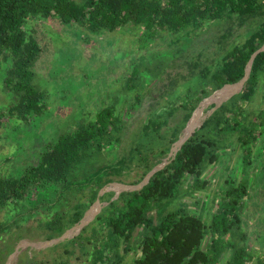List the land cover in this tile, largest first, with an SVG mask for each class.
<instances>
[{"label":"trees","instance_id":"obj_1","mask_svg":"<svg viewBox=\"0 0 264 264\" xmlns=\"http://www.w3.org/2000/svg\"><path fill=\"white\" fill-rule=\"evenodd\" d=\"M263 2L0 0V58L10 56L12 62L3 82L16 99L6 108V113L19 121H28L43 114L47 106L46 95L33 83L30 68L43 49L32 35L26 34L24 27L30 17L52 18L62 24L75 22L91 32H110L128 24L139 27L142 34L138 39L145 40L161 38L164 32L203 30L208 24L230 17L249 16ZM263 43L264 19L242 40L231 41L213 63L182 83L184 90L169 98L170 102L177 98L176 103H166L152 112L125 155L98 168L93 165L96 159L120 141L124 117L118 112L116 95L98 108L95 115L83 112L79 119L71 121V130L60 133L40 150L34 164L27 165L16 175H0V209L13 208L16 219L20 216L17 213L20 201L34 199L33 190L51 192L59 184L60 190L55 193V189L50 194L57 203L38 219L43 225L42 238L60 236L80 221L96 199L104 201L90 223L95 236L87 239L89 243L94 242L89 252L92 264H120L131 250V259L124 264H221L222 259L224 264H248L253 258L258 264H264V256L255 257L246 244L239 242L242 239L241 234L238 235L240 211L249 196L243 168L240 176L236 174V182L224 180L226 187L220 189L222 194L209 223L206 224L200 214L191 212L182 201L183 197H191L211 184L204 169L218 160L222 136L234 133L243 153L241 167L250 164L252 149L258 147L259 137L264 134V111H259L254 120H248L244 105L252 99L260 81L264 82V50L254 55L241 90L222 101L146 182L134 189L121 190L115 198L113 191L98 194L105 184L113 181L129 185L142 182L148 172L167 157L199 102L223 85L239 81L251 55ZM173 49L170 45L163 53L175 56L178 50ZM140 75V67L133 66L132 72L124 78L122 94L134 93L130 105L140 103L136 90ZM2 115L3 112L0 125ZM167 132L169 136L162 141ZM24 215L21 213L22 219ZM19 219L11 227L6 218L0 220V234L11 235L14 228L19 234H25L26 224L19 223ZM205 238L207 241L202 247ZM32 262L68 264L63 259Z\"/></svg>","mask_w":264,"mask_h":264},{"label":"rangeland","instance_id":"obj_2","mask_svg":"<svg viewBox=\"0 0 264 264\" xmlns=\"http://www.w3.org/2000/svg\"><path fill=\"white\" fill-rule=\"evenodd\" d=\"M262 19L264 2L249 16L230 17L219 23L208 24L203 30L181 31L178 34L164 32V37L143 40L138 39L142 30L128 24L110 32H91L88 27H81L75 22L62 24L52 18H28L24 27L26 34L32 35L43 48L30 67L34 75L33 83L46 95L47 106L43 114L28 121H19L7 115L6 108L16 101L14 94L3 82L5 72L12 62L10 56L0 58V113H4L0 125V175H16L27 165L34 164L40 150L49 141L73 128L70 124L72 120L79 119L86 111L95 115L98 108L115 95L118 112L124 117L123 133L120 141L108 147L93 165L98 168L119 159L129 151L152 112L169 103V98L184 90L182 83L189 81L205 65L213 63L214 58L224 52L231 41L242 40ZM170 45L175 48L173 50H178L175 56L163 53ZM133 66H139L141 73V81L136 86L140 94L138 105H130L133 91L130 95L122 94L124 78L132 72ZM237 84L239 81L225 84L222 88L234 86L235 90ZM231 93L220 100H214V95L205 104L202 99L190 114L177 140L186 132L185 128L195 111L200 110V117L193 131ZM177 101L175 98L171 102ZM244 107L248 111V120H254L259 111H264V82L260 81L254 96ZM168 136L167 132L162 141ZM221 138L218 160L204 169V175L210 177L211 184L191 197H183L182 201L191 212L200 214L205 223H209L210 215L222 194L220 189L226 187L224 180L236 182L238 179L235 177L241 175L243 168L249 196L240 211L238 235L241 234L242 239L239 242L246 244L250 253L260 258L264 256V134L259 137L258 147L252 149L250 164L246 168L244 165L241 167L243 153L234 133ZM177 140L172 143L168 154L177 150ZM139 184L142 182L134 185L135 188ZM123 186L132 185L113 181L105 184L98 194L113 191L115 198ZM55 189V193L60 190L59 184L51 192L33 190L34 199L20 201L17 211L20 219L13 218V208L0 209L1 221L6 218L11 227L19 219V223L27 227L25 234H19L15 228L11 235L0 234V264H32V261L61 259L68 264H92L89 252L94 242L89 243L87 239H94L95 236L90 223L105 202L96 199L92 204L95 210L89 217L86 215L91 211V205L84 211L80 219H84L81 226L79 221L60 236L45 240L41 233L43 225L38 219L57 203L55 197L50 195ZM21 213H25L23 219ZM83 227L85 230L82 231ZM206 238L202 247L205 246ZM132 254L131 250L120 264L127 263ZM223 261L220 263L224 264ZM248 264L258 262L253 258Z\"/></svg>","mask_w":264,"mask_h":264},{"label":"water","instance_id":"obj_3","mask_svg":"<svg viewBox=\"0 0 264 264\" xmlns=\"http://www.w3.org/2000/svg\"><path fill=\"white\" fill-rule=\"evenodd\" d=\"M262 50H264V44H262L252 55H251V57H250V59H249V61L247 62V64H246V68H245V74H244V76L239 80V84H237V89H233V91H231L232 93L231 94H233V93H236L237 91H239V90H241V88H242V86H243V83H244V81L246 80V78L248 77V74H249V71H250V66H251V63H252V59H253V57H254V55L257 53V52H259V51H262ZM223 87V86H222ZM221 87V88H222ZM221 88L220 89H218V90H214L210 95H208L206 98H204V100H205V102H204V104L205 103H208L210 100H211V98L214 96V95H216V93L218 92V91H220L221 90ZM230 94V95H231ZM228 98V97H227ZM196 112V111H195ZM194 112V113H195ZM193 129H194V127H192L191 129H189L179 140H177V143H176V145L179 147L180 145H181V143H183V141L185 140V139H187V137L188 136H190L191 135V133H192V131H193ZM185 130H186V128H185ZM172 153V152H171ZM171 153H169L168 155H167V157H166V160L164 161V162H162V163H160V164H158V165H156L154 168H152L149 172H148V174L144 177V179H143V181H142V184L144 183V182H146L147 181V178H148V176L153 172V171H155V170H157V169H159V168H161L167 161H168V159H169V157L172 155ZM141 184V185H142ZM140 184L139 185H137V187H140L141 186ZM135 188V186L134 185H132V186H123L122 188H120V190H118V192H120L121 190H126V189H134ZM90 207H92V205L90 206ZM89 207V208H90ZM85 215V214H84ZM83 222H84V219H82L81 221H80V226L83 224Z\"/></svg>","mask_w":264,"mask_h":264},{"label":"bare ground","instance_id":"obj_4","mask_svg":"<svg viewBox=\"0 0 264 264\" xmlns=\"http://www.w3.org/2000/svg\"><path fill=\"white\" fill-rule=\"evenodd\" d=\"M234 89V86H226L224 88H222L220 91H218V93L214 96V100H220L222 98H225L227 94H229L232 90ZM200 110L198 109L193 117L190 119V121L188 122V126H187V129H186V132L191 129L193 126H195V124L198 122L199 120V117H200ZM185 132V133H186ZM184 133V134H185ZM177 147V146H176ZM95 210V207H92L91 211L87 213L86 217L90 216L91 213H93Z\"/></svg>","mask_w":264,"mask_h":264}]
</instances>
